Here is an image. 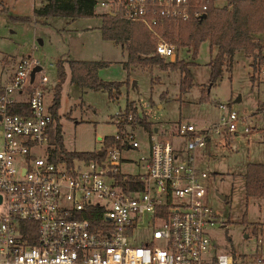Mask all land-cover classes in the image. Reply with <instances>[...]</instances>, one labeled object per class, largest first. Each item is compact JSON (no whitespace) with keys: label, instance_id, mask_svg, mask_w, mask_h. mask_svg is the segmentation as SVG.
Returning a JSON list of instances; mask_svg holds the SVG:
<instances>
[{"label":"built area","instance_id":"obj_1","mask_svg":"<svg viewBox=\"0 0 264 264\" xmlns=\"http://www.w3.org/2000/svg\"><path fill=\"white\" fill-rule=\"evenodd\" d=\"M210 4L96 0L94 8L141 23L154 38L156 53L174 61L176 46L161 28L200 19ZM36 66L41 64L34 57L20 59L0 94V264H264L260 233L254 250L241 258L218 251L210 236L217 217L206 202L209 176L190 155L205 147L213 132L221 133L220 127L235 132V110L220 104L222 122L215 126L180 124L176 135L186 138L185 147L150 133L143 171L132 172L124 166L135 162L123 154L141 146L128 129L141 117L131 109L116 118L114 142L104 148L102 143L99 159H75L69 166L52 157L50 132L57 120L45 102L49 78L43 67L31 81ZM23 100L28 113L12 112ZM146 224L152 235L133 243L134 230Z\"/></svg>","mask_w":264,"mask_h":264},{"label":"rangeland","instance_id":"obj_2","mask_svg":"<svg viewBox=\"0 0 264 264\" xmlns=\"http://www.w3.org/2000/svg\"><path fill=\"white\" fill-rule=\"evenodd\" d=\"M41 1L4 0L7 12L0 11V87L9 82L20 59L31 56L38 60L49 78L45 102L50 106L56 94L60 96L57 120L62 127L63 142L68 150L76 151L99 150L103 143L99 136H114L118 131L116 118L126 112L128 102L136 108L139 117L152 125L153 133L171 139L179 147L186 144V138L176 135L180 124L190 123L196 128L215 126L222 122L220 104L235 110L239 116L236 131L227 133L223 131L225 127H220L221 133L213 132L206 146L190 152V155H194L196 165L209 176L206 202L217 217V225L210 227L216 248L219 252L237 253L240 258L243 252L250 254L256 244L254 226L264 221V200L246 195L244 176L248 163H264L262 66L258 65L254 70L253 59L243 50H238L232 72L225 69L212 86L209 85V62L212 58L209 44H202L195 60L186 48L179 50L174 44L177 57L195 62L191 67L194 84L188 92L181 93L179 71L132 63L126 65V46L103 39L100 17L71 22L70 25L66 24L69 19L65 17L36 22L34 9L42 5ZM224 3L226 0L217 2L218 5ZM98 12L102 13L100 9ZM17 16L32 19L13 18ZM80 26L83 29L74 31V27ZM62 56L107 61L108 65L99 70V77L107 81H126L129 78V84H125L122 93L115 98L106 91L82 89L71 82L67 60ZM59 60L64 62L67 71L60 90L56 88L59 80L56 62ZM41 74H37L36 80ZM203 94L205 98L201 99ZM128 129L135 132L141 146L124 152L126 158L135 162V166L125 165L124 170L143 171L141 157L147 154L150 133L139 120ZM50 144H53L52 139ZM1 145L0 137V148ZM260 230L264 238V227ZM151 235L152 230L147 224L146 227H137L132 242L138 244Z\"/></svg>","mask_w":264,"mask_h":264},{"label":"trees","instance_id":"obj_3","mask_svg":"<svg viewBox=\"0 0 264 264\" xmlns=\"http://www.w3.org/2000/svg\"><path fill=\"white\" fill-rule=\"evenodd\" d=\"M39 8L34 9V17L47 19L49 17H65L72 20L78 18L100 17L102 19L101 31L105 40L122 43L128 50L126 65L136 64L144 67L158 66L163 70L179 71L180 91L188 92L194 84V75L191 67L195 62L179 57L174 61L166 60L156 53V42L147 28L141 23L130 22L120 15L111 13H95L96 0H44ZM218 0H211L207 17L203 20L192 19L188 22H167L161 30L168 41L175 44L180 50L186 48L192 53L195 60L203 43L209 44L212 55L209 66L211 68L209 85H215L227 69L232 72L234 57L238 50L253 59L252 66L257 70L258 65L264 64V0H226L223 5L217 4ZM0 11L7 12L4 0H0ZM14 19L30 21L29 16H17ZM71 82L81 88H90L108 92L111 98L122 93V87L129 84L126 81H107L99 77V70L108 65L102 60H76L67 61ZM58 83L60 90L64 83L67 71L66 65L61 60L56 62ZM127 67V66H125ZM254 79V78H253ZM3 87H0V94ZM203 94L201 99H204ZM60 96L56 94L51 111L58 118ZM12 112L28 113L26 100L16 102L11 108ZM136 111L132 103L127 104L126 111ZM136 113V112H135ZM140 124L153 133L152 125L145 118L140 119ZM55 128V129H54ZM50 132L54 144L52 157L54 160H63L72 166L75 159H99L101 156L96 151L68 150L63 142L62 127L57 120L56 126ZM54 130V134L52 133ZM114 142L113 136H105L103 148ZM245 190L248 197H261L264 200V163L250 162L245 171ZM256 236L261 233L262 224L254 226Z\"/></svg>","mask_w":264,"mask_h":264},{"label":"crops","instance_id":"obj_4","mask_svg":"<svg viewBox=\"0 0 264 264\" xmlns=\"http://www.w3.org/2000/svg\"><path fill=\"white\" fill-rule=\"evenodd\" d=\"M5 2H6V0H5ZM41 2H42L41 4L45 3L44 0H42ZM94 10H95V8H94ZM95 13H97V14H101V13L96 12V11H95ZM49 18H51V17H49ZM49 18H47V19H40V20L38 19V21H37L36 18H35V19H36V22H39V21L41 22V21H43V20L46 21V20H48ZM91 18H94V17H91ZM68 19H69V18H68ZM83 19H89V18H78V19H75V20L69 19L68 21L66 20V21H67L66 24L70 25L71 22H73V23H74V22H75V23H78L80 20H83ZM100 19H101V18H100ZM101 25H102V20H101ZM66 28H68V26H67ZM74 28H75L74 31H78V30H80V29H83V27H81V26H80V27H74ZM65 30H66V29H65ZM69 36H70V35H69ZM40 43L43 44V41L41 40ZM62 57H64L67 61L70 60V58L68 59L67 56H62ZM76 60H79V59H76ZM14 71H15V69H14ZM14 71H13V73L11 74L10 79L12 78V76H13V74H14ZM10 79H9V81H10ZM76 85H77V84H76ZM82 89H83V88H82ZM52 105H53V104H52ZM52 105H51V106H52ZM58 115H59V110H58ZM155 131H158V129H156ZM102 138H103V137H102ZM99 139H100V138H99ZM251 250H254V247H252Z\"/></svg>","mask_w":264,"mask_h":264},{"label":"water","instance_id":"obj_5","mask_svg":"<svg viewBox=\"0 0 264 264\" xmlns=\"http://www.w3.org/2000/svg\"><path fill=\"white\" fill-rule=\"evenodd\" d=\"M112 15H113V14H112ZM206 17H207V14L203 15L200 19L203 20V19H205ZM41 69H42V66H36V67L33 69L32 73H31V81L34 80V78H35V73H36L37 71H40ZM134 85H135V82H134ZM0 119H1V116H0ZM99 138L101 139L102 137L99 136ZM99 154L102 155V151H99ZM0 201H1V198H0Z\"/></svg>","mask_w":264,"mask_h":264}]
</instances>
